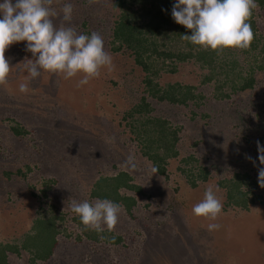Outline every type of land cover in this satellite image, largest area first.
Masks as SVG:
<instances>
[{
	"label": "rangeland",
	"instance_id": "obj_1",
	"mask_svg": "<svg viewBox=\"0 0 264 264\" xmlns=\"http://www.w3.org/2000/svg\"><path fill=\"white\" fill-rule=\"evenodd\" d=\"M65 3L73 5L71 26L78 33H99L109 52L108 0H59L52 7L61 13ZM256 9L257 29L264 32V13L261 16ZM54 22L58 20L54 18ZM26 45L27 41L14 43L5 52L12 70L7 83L0 85V167L24 170L28 166L27 179L34 184L36 194L42 182L54 183L46 198L35 202L23 195L25 189L2 183L0 174V242L19 239L34 219L38 204L45 208L51 204L57 211L73 216L72 201H88L93 180L122 171L146 194L138 200L132 217L122 211L119 214L112 232L121 237L122 243L115 247L75 243L73 236L78 231L66 222L63 227L70 239L60 234L51 257L35 264H264V188L260 187V203L247 211L223 208L216 220L192 212L208 187L218 189L217 180L236 171H246L256 179L258 170L264 167L257 151V141L264 146L262 73H256L251 91L232 95L224 102L213 101L211 89L198 86L199 72L190 63L179 65L172 76L164 75L160 84L198 86L197 92L205 99L198 107L151 102L153 114L179 128V155L169 162L165 177H158L118 125L120 113L139 95L138 70L131 62L124 55L110 53L114 69L102 68L99 78L77 87L83 74L64 79L62 74L41 70L38 78L29 79L25 58L33 57ZM21 83L29 85L27 93L19 91ZM5 118L22 125L28 135L11 138ZM130 154L136 157L135 169L125 163ZM186 157L209 170L212 178L190 188L177 169L183 168L179 160ZM216 195L223 203L222 191L218 189ZM210 223L221 227L209 231ZM33 225L36 229L40 224ZM48 228L36 229L27 238L29 244L37 246L38 255L46 254L49 247ZM27 258L25 254L9 255L7 264H28Z\"/></svg>",
	"mask_w": 264,
	"mask_h": 264
},
{
	"label": "trees",
	"instance_id": "obj_2",
	"mask_svg": "<svg viewBox=\"0 0 264 264\" xmlns=\"http://www.w3.org/2000/svg\"><path fill=\"white\" fill-rule=\"evenodd\" d=\"M2 1V0H0ZM176 0H108L110 10V28L107 39L108 51L111 54L124 55L132 67L138 70L137 88L139 95L129 103V106L120 113L118 125L128 142L133 143L135 152L149 164L158 177H165L169 162L178 157L177 140L179 128L153 114L154 103H165L176 107H198L205 99L197 92L198 86L211 89L210 98L216 102H224L232 95L251 91L255 84L256 73L264 75V32L257 29L255 9L249 21L254 32V40L250 48L224 49L220 54L211 49H203L184 41V34L191 35V30L177 24L171 15ZM259 15L264 13V0H256ZM59 13V12H58ZM62 14L56 19L57 26L61 23ZM81 27L85 28L84 23ZM90 30L82 34L90 35ZM190 63L199 72L198 86L168 82L160 84L164 75H174L177 67ZM7 132L11 138L22 139L28 131L19 123L11 119H4ZM193 162V163H191ZM179 163L183 168H177L185 178L190 188L198 183H205L212 174L205 167L199 165L191 157L182 158ZM2 166V165H1ZM5 166V165H3ZM6 167V166H5ZM30 169L24 166L1 170V181L12 183V186L25 189L26 198L29 196L35 202L45 199L51 190L53 180L42 182L38 194L35 186L27 179ZM0 181V182H1ZM8 184V186H9ZM217 187L223 193V208L247 211L252 205L260 203L261 191L258 178L246 171H236L227 178L217 180ZM146 197L141 186L133 182L130 175L118 171L114 175H101L89 186L88 201L109 199L122 205L121 211L132 217L138 200ZM34 218L30 221L28 230L11 242H0V264H7V257L27 255V263H45L52 255L57 244V238L69 240L70 234L66 231V222L72 224L78 231L73 237L75 243H87L105 246H118L122 243L119 235L105 229L102 233L88 230L74 214L67 216L49 204L47 208L41 204L34 211ZM50 231V242L46 254L38 255L35 244H29L27 238L36 231ZM162 225H159L160 228ZM157 228V229H158Z\"/></svg>",
	"mask_w": 264,
	"mask_h": 264
},
{
	"label": "clouds",
	"instance_id": "obj_3",
	"mask_svg": "<svg viewBox=\"0 0 264 264\" xmlns=\"http://www.w3.org/2000/svg\"><path fill=\"white\" fill-rule=\"evenodd\" d=\"M59 0H3L0 3V85L6 84L12 68L6 58V50L21 41H27L26 51L32 59L25 58L29 79L38 78L41 70L62 74L64 79L83 74L77 87L99 78L101 69H114L113 57L104 47L103 37L78 33L71 26L73 5L63 4L61 23L57 26L54 18L60 13L52 7ZM258 7L256 0H176L172 6L173 20L191 30L182 39L205 50L220 54L224 49L246 50L254 40L249 23L253 10ZM21 93L29 91L27 83L19 85ZM258 159L264 165V146L257 141ZM250 161V156L246 157ZM255 164V161H252ZM126 165L137 167L135 155L130 154ZM157 170L154 168L153 172ZM258 183L264 188V167L258 170ZM218 191V189H216ZM213 187L205 190L204 198L195 204L192 212L197 217L211 220L222 213L223 203ZM122 205L109 199L94 202L73 200L70 210L88 230L102 233L105 228L112 232L118 223ZM221 225L210 223L209 231L218 230Z\"/></svg>",
	"mask_w": 264,
	"mask_h": 264
}]
</instances>
